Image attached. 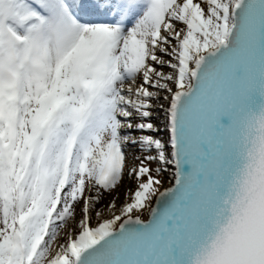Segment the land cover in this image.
Returning <instances> with one entry per match:
<instances>
[{
    "label": "snow or ice",
    "instance_id": "1",
    "mask_svg": "<svg viewBox=\"0 0 264 264\" xmlns=\"http://www.w3.org/2000/svg\"><path fill=\"white\" fill-rule=\"evenodd\" d=\"M0 264H264V0H0Z\"/></svg>",
    "mask_w": 264,
    "mask_h": 264
}]
</instances>
